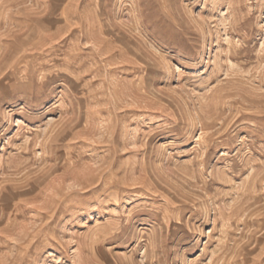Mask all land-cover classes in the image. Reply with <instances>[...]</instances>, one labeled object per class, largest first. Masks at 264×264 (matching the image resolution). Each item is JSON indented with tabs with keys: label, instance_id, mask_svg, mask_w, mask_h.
Wrapping results in <instances>:
<instances>
[{
	"label": "rangeland",
	"instance_id": "obj_1",
	"mask_svg": "<svg viewBox=\"0 0 264 264\" xmlns=\"http://www.w3.org/2000/svg\"><path fill=\"white\" fill-rule=\"evenodd\" d=\"M0 264H264V0H0Z\"/></svg>",
	"mask_w": 264,
	"mask_h": 264
},
{
	"label": "bare ground",
	"instance_id": "obj_2",
	"mask_svg": "<svg viewBox=\"0 0 264 264\" xmlns=\"http://www.w3.org/2000/svg\"><path fill=\"white\" fill-rule=\"evenodd\" d=\"M102 8V7H101ZM46 17V16H45ZM89 21V20H88ZM100 34V33H99ZM57 42V41H56ZM115 52V51H114ZM17 64V63H16ZM30 182V181H29ZM54 198V197H53ZM14 221V220H13ZM22 233V232H21Z\"/></svg>",
	"mask_w": 264,
	"mask_h": 264
}]
</instances>
